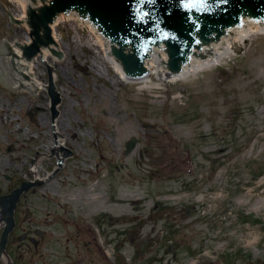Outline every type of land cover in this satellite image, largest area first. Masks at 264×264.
Returning <instances> with one entry per match:
<instances>
[{
  "label": "rangeland",
  "instance_id": "374dc122",
  "mask_svg": "<svg viewBox=\"0 0 264 264\" xmlns=\"http://www.w3.org/2000/svg\"><path fill=\"white\" fill-rule=\"evenodd\" d=\"M7 11L17 17L20 6L0 0V38L27 40L25 23L5 22ZM55 30L63 55L49 62L60 94L55 115L46 87L28 97V91H8L11 82L0 83V194L33 182L30 164L43 157V182L29 198L38 203L45 194L47 206L62 215L51 227L62 236L69 264L76 224L88 240L86 224L96 220V239L108 243L114 258V226L122 218L123 264H198V251L215 264H255L253 256L241 258L239 243L250 254L264 248V33L196 76L150 78L144 86L121 79L108 61L100 71L91 67L103 59L88 30L79 34L70 20ZM48 67L39 61L34 68L45 85ZM55 124L65 152H54ZM212 192L219 237L205 210ZM186 205L193 214L185 215ZM137 232L144 237L136 239Z\"/></svg>",
  "mask_w": 264,
  "mask_h": 264
},
{
  "label": "water",
  "instance_id": "95a60500",
  "mask_svg": "<svg viewBox=\"0 0 264 264\" xmlns=\"http://www.w3.org/2000/svg\"><path fill=\"white\" fill-rule=\"evenodd\" d=\"M66 14L70 22H79V34L86 22L90 34H99L102 57L122 71V79L170 78L191 66L192 59L209 62V57H218L223 39L227 48H237L235 42L243 45V38L229 40L237 33L229 28H246V20L264 26V0H22L21 19L29 23L25 26L26 31L31 28V42L20 44L28 41L11 38V47L0 38V83L11 82L8 91H28V97L33 96L36 84L24 62H32L40 48H45L48 62L50 57H63L52 54L61 51L55 40H49V23L52 17ZM9 17L20 23L11 13L5 15V22H11ZM47 72L46 87L55 115L60 94L50 67ZM134 143L131 138L127 150ZM41 182L23 181L0 197L7 217L3 243L12 227L19 193Z\"/></svg>",
  "mask_w": 264,
  "mask_h": 264
},
{
  "label": "flooded vegetation",
  "instance_id": "af4514ba",
  "mask_svg": "<svg viewBox=\"0 0 264 264\" xmlns=\"http://www.w3.org/2000/svg\"><path fill=\"white\" fill-rule=\"evenodd\" d=\"M148 130L151 129L148 128ZM19 185L16 183L6 192L1 193L0 196L10 193L13 189L18 188ZM33 193H35V188L23 189L18 199H16L13 208L12 227L4 243L2 242V234L7 225V219L4 218L5 216L3 217L5 214L0 212V217H3V221L0 222V264H69V262H66L68 257L63 256L62 236L61 234L58 235L57 226L51 227L52 224H57L62 221V215L57 212L53 205L47 206L46 201L43 200L45 194L41 195L38 203L32 202L29 197ZM214 197L216 198L218 195H213V192L209 193L208 200H211L212 203H208L205 210L210 213L207 217L213 218L216 222L213 228L218 233L219 237L221 236L222 225L219 223L221 222L220 212L216 211L217 202L213 204ZM157 206H159V204H157ZM194 209V206L186 205L184 209L185 215L193 214ZM160 216H162V213ZM155 221L157 222V218ZM154 224V226L150 227L151 230H155L157 223L154 222ZM74 227H76V236L78 239L70 242V264H123L125 260H122L118 252L125 244L127 232L125 218L121 219V224H116V226H114L117 227L115 228L117 232V241L114 258L110 255L108 243L104 240L100 243L96 239L93 227H95L98 232H101L96 220H94L92 224H86L85 228L89 236L88 240L79 237V234L83 232L81 225L76 224ZM171 227L173 228L175 226ZM143 237V235L137 232L136 239ZM218 237L215 236L216 239H218ZM47 238H50L53 242H48ZM120 239H122V241ZM240 239L242 240L243 238L241 237ZM239 245L241 249V258L247 259L249 256H253V258L256 259L255 264H264V248H262L258 254L253 252L250 254L249 249L246 247V243H239ZM138 247L140 246H137V248ZM202 252L203 251H198V253H193V257L197 255L195 262H198V264L216 263V260L206 261L205 258H200ZM212 252H214L216 256L219 255V251L216 249ZM235 253L236 255L239 254L238 251ZM201 261H203V263H201Z\"/></svg>",
  "mask_w": 264,
  "mask_h": 264
},
{
  "label": "bare ground",
  "instance_id": "6f19581e",
  "mask_svg": "<svg viewBox=\"0 0 264 264\" xmlns=\"http://www.w3.org/2000/svg\"><path fill=\"white\" fill-rule=\"evenodd\" d=\"M19 6H20V13L17 17L22 18V0H15ZM62 20H70V14H66V15H60V16H54L52 17V21L49 23V28H50V35H49V40H55L60 51L61 48L59 46V38L57 36V32L55 30V27L58 23H60ZM25 23V22H24ZM75 27L79 26V22H73ZM81 28L85 29V30H89V26H88V22L84 23L81 25ZM229 32H237L235 37H229V40H235V39H240L243 38V45L244 43L248 40H250L252 38V36H255L257 34H263L264 33V26H261L259 24H256L252 21L246 20V28H229ZM92 37L93 42H97L99 45V51L101 54V46H100V38H99V34H90ZM27 39V38H26ZM28 41V39H27ZM235 45L237 48H227V39H223L218 57H209V62L206 61H200V60H193L192 59V65L189 66L188 68L182 70L181 72L173 75L170 78H164V79H168L172 82H175L177 80L180 79H186V78H190L193 76H196L200 71L206 69V68H211L213 66H216L218 64H220L223 59H226L227 56L230 55H235V51L238 48L242 47V44L236 43ZM87 47L90 48V45L88 44ZM102 57V55H101ZM53 60H56V58L60 59L61 57H50ZM103 60L100 61L99 65L93 63L91 65V67L95 68V70H99V67L101 65H104L105 62H109L112 66V68L114 69V71L116 72V74L122 79V71H116L114 63L104 57H102ZM43 62L45 65H50L49 62L47 61V56H46V51L45 48H40L39 52H38V56L36 55L35 57L32 58V62H24L27 70L29 71L32 79L34 80L35 84H36V88L35 91H38L40 89H44L46 87V85L42 82H40L35 76H34V68H35V64L37 62ZM50 67V66H49ZM51 68V67H50ZM52 78L55 79L57 78V74L54 70H52ZM150 79V78H149ZM149 79H123L126 81H145L144 86H146L147 81ZM53 128H55L54 132H55V143H54V152H65L66 149L64 147L66 140L59 134V132L56 130V124L55 127L53 125ZM62 157L58 156V159L61 160ZM43 157L41 155H38L35 157V159L33 160V162L30 164V170L35 174V180H40V176H39V170H40V166L42 163ZM79 170H83L82 168L79 167ZM92 199H99V196H94L92 197ZM5 215H3L4 217ZM3 217H0V222L3 221ZM5 219L7 217H4Z\"/></svg>",
  "mask_w": 264,
  "mask_h": 264
}]
</instances>
